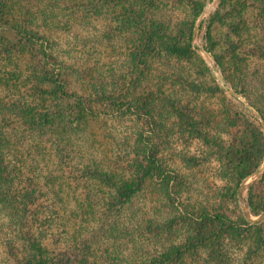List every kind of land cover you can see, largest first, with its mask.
I'll return each instance as SVG.
<instances>
[{"label":"trees","instance_id":"1","mask_svg":"<svg viewBox=\"0 0 264 264\" xmlns=\"http://www.w3.org/2000/svg\"><path fill=\"white\" fill-rule=\"evenodd\" d=\"M158 2L0 0V236L10 264H99L88 255L95 241L93 236L98 233L83 239L85 245H82L83 241L74 242L78 232L66 245L58 239L54 241L59 244L58 248L50 244V238L55 237L54 226L61 224L60 207L69 202L63 187L67 170L60 173L64 162L76 173L78 181L86 180L89 192L99 185L104 192L110 187V194H91L86 197L90 201L80 198L81 209L86 205L91 207V214L100 224L98 229L105 232L111 229L107 227L110 218L144 188L148 179L161 180L162 183L158 181L156 184L159 188L161 184L163 188L166 185L164 191L169 199L182 194L185 184L179 180L178 169L167 165L162 157L164 149L160 138L169 135L163 113L176 112L187 119L185 125L194 128L201 126L206 118L199 116L198 119L193 113L195 108L184 103L189 99L177 98L161 89L146 95L139 91L141 87L138 85L133 91L126 88L127 83L133 85L147 78L154 65L153 59L194 53L195 23L188 32L182 29L183 26L174 30L170 19L167 22L158 16ZM251 10L255 20L251 21L249 17L244 20ZM263 15L264 0H220L211 16L206 36L207 48L216 54L227 81L236 93L247 96L249 104L258 111H251L242 99L240 105L231 100L223 109V130L230 138L221 133L218 137L220 143L216 142L220 146L223 174L230 176L231 193L217 196L214 202L193 206V209L189 203L182 202L181 213L166 219V229L171 236L168 243L155 249L141 248L143 255L125 257V264H187L193 254L200 259L198 264H204V260L201 261L204 255L207 260L221 264L230 256L227 245L232 237L241 236L250 226L254 227L252 219L248 222L243 217L235 219L231 215L229 200L242 190L249 176L261 171L264 164V103L251 96L247 85L238 83L236 73H241L238 62L234 63L232 58L227 61L216 34L224 17L234 23L238 20L236 26L232 25L230 34L239 33L240 25L248 27L251 34L250 24L255 23V27L261 28ZM113 21L118 24L117 30L127 29L137 35L131 37L128 71L117 72L115 76L99 74L88 65H76L56 53L62 34L67 33L72 25L80 26V30L86 32L98 30V34L106 38L112 32ZM98 24L100 29L96 28ZM228 44L236 51L233 40ZM232 57L235 59V54ZM142 66L143 70H140ZM72 74L81 77L78 87L71 80ZM200 85L203 83L197 88ZM115 87H118L117 91ZM105 106L146 116L151 128L130 133L131 149L126 152L125 162L108 166L103 158L89 153L88 157L82 155L77 163L70 151L66 132L77 134L84 131ZM160 110L164 112L158 114ZM201 131L200 136L208 139L209 132L206 129ZM46 145L53 149L61 167L44 176L33 169L37 163L34 158H29L28 150H43ZM121 168L125 172H119ZM259 184H264V173L260 181L251 186L248 197L250 213L255 215L264 212V197L255 191ZM93 201L98 207H105L100 209L99 215L92 206ZM76 206L80 208L79 204ZM180 219L192 221L194 229L174 230L170 224H179ZM241 219L245 225H240ZM257 227L264 239V229L261 225ZM148 228L152 229L151 226Z\"/></svg>","mask_w":264,"mask_h":264},{"label":"rangeland","instance_id":"2","mask_svg":"<svg viewBox=\"0 0 264 264\" xmlns=\"http://www.w3.org/2000/svg\"><path fill=\"white\" fill-rule=\"evenodd\" d=\"M219 3L220 0H159L158 16L163 21L168 22L170 19L171 28L174 30L183 26L182 29L188 32L191 24L195 23L192 40L194 53L184 57L161 56V58L153 59L154 65L151 66V73L146 76L147 78L140 80L137 84L128 85L127 83L126 86L133 91L134 86L138 85L141 87L138 90L146 95L161 89L177 98L189 99V101L184 100V103L195 108L193 113L198 116V119L199 116L206 118L205 121L202 120L201 126L198 125L199 128H194L185 125L188 123L187 119L176 112L163 113L169 135L166 138H160L164 149L162 157L167 165L178 169L179 180L185 184L182 194L179 196L175 194L173 199H169L164 191L166 185L163 188L161 184L159 188L156 184L161 180L148 179L144 188L131 201L125 202L124 207L115 217L110 218L107 227L111 229L105 232L98 229L100 224L91 214L93 212L91 207L86 205L81 209L80 198L90 197L91 194L95 196L110 194V187L108 190L105 188L104 192L99 185L89 192L86 180L78 181L76 173L71 171L67 162H64L65 166L60 173L67 170L63 187L69 202L60 207L59 222L61 224L54 226L55 237L49 240L53 247H59V244L54 243L57 239L65 245L70 243L75 238L72 236L76 232L79 236L74 242L83 241L82 245H85L83 239H86L89 234L98 233L97 236H93L95 241L88 250L89 257L97 260L99 264H125V257L140 253L143 255L144 251L141 248L144 249L147 246L155 249L168 243L171 236L166 229V219H172L175 214L181 213L182 202L189 203L188 206L193 209V206L214 202L217 196L223 197L231 193L230 176L223 174L224 167L219 155L218 137H221V133H225L223 109L231 100L240 105V99L248 103L251 111L255 112L257 109L249 104L247 96L234 91L233 85L226 79L224 69L217 63L216 54L207 48L208 25ZM113 11L116 9L114 8ZM247 17L251 21L255 20L252 10L243 19L246 20ZM114 21L112 32L106 38L100 36L98 30L86 32L81 31L80 26L72 25V28L68 26L70 30L62 34L56 53L68 59L69 62H76V65H88L99 74L115 76L117 72L125 69L128 71L129 45L132 41L131 37H134L136 33L127 29L117 30L118 24ZM261 21H263L262 27L261 24H257L261 28L255 27L256 24L251 22L253 23L250 24L251 34L248 33V27H241V25L238 27L239 33L230 34L238 20L234 23L232 19L224 17V22L218 24L216 35L220 41L221 52L226 56L227 61L232 58L234 63L238 62L237 67L241 69V73L238 75L236 73L238 83L247 85L249 92L252 93L251 96L264 103V15L261 16ZM100 24L97 25V29H100ZM230 40L234 41L236 51L228 44ZM232 54H235V59ZM140 70H143V66ZM70 77L75 87H78L81 77L76 74ZM199 83L203 85L197 88ZM115 89L117 91L118 87ZM224 96L228 101L223 99ZM123 110L115 106H105L91 119L90 126L84 131L77 134L72 131L66 132V137L69 136L70 151L76 157L77 163L81 161L82 155L88 157L89 153L103 158L108 166L126 161V152L131 149L130 133H135L139 129L150 130L151 126L146 116ZM162 112L164 111L160 110L158 114ZM201 129L209 132V140L200 136ZM223 136L230 138L226 133ZM36 141L39 140L36 139ZM46 148L28 150L29 158H34L37 163L33 169L44 176L50 171L56 172L61 167V161L56 160L53 149H48V145ZM72 168L75 169V167ZM119 172L125 171L121 168ZM262 173H264V164L261 171L249 176L242 190L234 193L236 196H232L229 200L230 213L235 219L243 217L242 219L248 222L252 219L255 223L254 227L250 226L251 228L241 236L232 237L227 245L230 256L221 264H264V239L259 235L260 228L257 227L261 225L264 229V212L260 215L252 214L248 205L251 186L260 181ZM43 181L45 182V179ZM255 191L264 197V184L256 185ZM74 198L78 200L77 203ZM76 204H79L80 208ZM92 206L94 210L96 208L97 215L100 209H105V207H98L94 201ZM242 219L241 226L246 224ZM191 222L180 219L179 224H170V226L173 225L174 230L186 227L192 231L194 226ZM150 226L153 230L148 228ZM158 227L160 228L157 229ZM3 244L0 236V264H10L11 261ZM206 258V255L201 258L204 264H220ZM199 262L200 259L193 254L188 258L187 264Z\"/></svg>","mask_w":264,"mask_h":264},{"label":"water","instance_id":"3","mask_svg":"<svg viewBox=\"0 0 264 264\" xmlns=\"http://www.w3.org/2000/svg\"><path fill=\"white\" fill-rule=\"evenodd\" d=\"M264 121V119H262Z\"/></svg>","mask_w":264,"mask_h":264}]
</instances>
